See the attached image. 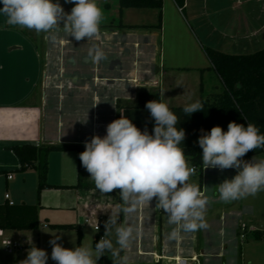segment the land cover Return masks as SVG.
<instances>
[{
	"label": "crops",
	"instance_id": "crops-1",
	"mask_svg": "<svg viewBox=\"0 0 264 264\" xmlns=\"http://www.w3.org/2000/svg\"><path fill=\"white\" fill-rule=\"evenodd\" d=\"M168 1L177 6L174 0H164V8ZM59 3L66 13H70L75 6L65 3V0H59ZM97 3L103 9L104 19L94 38L87 41L67 40L64 37L69 34L62 28L47 32L48 37L55 39L51 40L54 45L49 48L51 52L47 53V59L57 62L48 79L49 85L57 83L59 92L55 122L57 144L76 145L82 152L86 140L106 135L110 120L100 122V111L109 108L115 118L119 111L118 103L121 107L135 106L141 87L152 89L158 86L155 81L151 83L150 74L160 77L159 91L163 101L171 103L169 108H177L201 102L205 93L204 76L208 73L173 64L163 66V54L157 58L150 36L151 27L155 24H145V19L151 17L150 11L156 9L121 11L120 0H97ZM178 11L181 13L182 9L178 8ZM184 12L203 37L213 35L218 39V46L212 48L214 50L228 55H251L247 53L264 50V0H186ZM152 14L155 20V13ZM45 35V32L9 25L5 18L0 17V205H9L7 194L14 206L38 204V172L35 169L20 171V160L11 148L56 145L48 138L46 96L44 89L40 91L46 71ZM56 37L61 38L58 40ZM95 49L101 50L105 56L98 63L93 62ZM63 71H70L67 78L62 75ZM180 73L195 75L193 84L199 86L198 93L190 86V81L179 77ZM88 92L91 93V114L87 113L89 110L83 104L84 95ZM66 99L73 102L70 109L64 107ZM67 116L70 117L67 121H71V117L77 119L75 126L78 133L64 138ZM86 118H91L90 124H87L91 130L89 133H86L87 125L82 123ZM197 174L198 178L195 177ZM235 174V169L221 171L208 168L200 172L196 170L189 178V182L197 185L208 200L209 206L204 212L206 225L213 221L224 223L226 216L230 215L234 224L239 218V226L245 224L254 229L247 228L242 238V230L230 236L226 228H220L219 246L214 248L210 244L211 248H208L205 239L210 237V233H206L207 238L205 236L201 240V229L188 233L179 231L176 225L168 223L167 214L155 206V199L150 204L139 206L134 213L124 215L118 207L122 205L116 197L118 189L107 194L98 191L90 180V174L84 172L77 151L52 152L48 157L50 187L44 189L40 197V229L18 232V235L27 234L23 239L40 249H43L42 234L45 232H76L78 235L76 229L53 230L51 225L78 226L83 235L82 241L90 235L93 238L95 235L96 239L100 232L104 235V224L110 215L118 214L120 222L134 229L130 247L119 253L128 257L127 264H166L177 260L182 263V257H197L201 264H209L210 261L211 264H264V191L233 201L232 205L219 204L216 186L223 182L224 175L231 179ZM97 224L101 226V231L95 230ZM174 229L179 231V235L170 238ZM35 232H39V236H31ZM249 233L255 241H251ZM231 241L238 243L235 249L239 252L234 256L225 249ZM252 247L255 252L250 251ZM47 264L55 262L48 260ZM97 264H119L118 257L114 259L112 254L105 253L102 263L98 260Z\"/></svg>",
	"mask_w": 264,
	"mask_h": 264
},
{
	"label": "clouds",
	"instance_id": "clouds-1",
	"mask_svg": "<svg viewBox=\"0 0 264 264\" xmlns=\"http://www.w3.org/2000/svg\"><path fill=\"white\" fill-rule=\"evenodd\" d=\"M65 3L75 5L70 13L64 11L59 0H0V17L9 25L36 32L62 28L75 41L94 38L104 19L97 0ZM103 59L104 53L95 49L93 62ZM145 107L154 120L151 133L121 115L106 126V135L84 142L85 150L79 154L81 165L101 193L120 190L122 205L118 207L124 215L155 199V206L167 214L168 223L176 225L179 231L203 229L207 226L204 212L208 200L197 185L189 182L196 168L189 165L182 147L186 133L177 127L179 117L163 99L150 101ZM203 110V104L196 101L185 106L183 113L191 116ZM197 144L202 149L203 169L236 170L231 179L216 186L221 201L232 202L264 191V158L242 159L249 151L264 148V133L256 124L247 122L245 126L233 121L227 131L221 126L210 131L201 129ZM104 229V235L91 247L74 245L69 249L57 243L58 237L50 240L51 260L55 264H97L105 253H110L118 257L119 264H127L128 257L119 253L130 247L134 229L120 222L118 214L110 215ZM177 229L170 233V238L179 235ZM48 260L45 250L32 245L19 264H47Z\"/></svg>",
	"mask_w": 264,
	"mask_h": 264
},
{
	"label": "trees",
	"instance_id": "trees-1",
	"mask_svg": "<svg viewBox=\"0 0 264 264\" xmlns=\"http://www.w3.org/2000/svg\"><path fill=\"white\" fill-rule=\"evenodd\" d=\"M176 5L184 12L186 0H174ZM164 0H120V9H156L159 10L158 29L163 26ZM212 69L220 77L222 92L211 94L207 99L201 98L204 110L191 116L183 113L184 107H171L179 117L178 128L185 130L186 136L182 144L189 162L202 171V149L197 140L201 135V129L210 131L214 126H221L227 131L230 122L247 126V122L256 124L261 133H264V50L252 55H228L212 48H204ZM160 91L151 92L141 90L138 94V103L135 106L121 107L118 103L117 119L124 115L130 119L142 131L147 129L152 132L154 120L151 118L146 104L153 100H161ZM11 150L16 154L21 163L20 171L25 172L35 169L39 175L38 204L9 206L0 205V230L5 231H34L40 229L39 210L40 197L48 185V157L52 152L82 150L76 145L43 144L41 146L23 145L14 146ZM264 154V148L249 151L242 159L245 161L254 156ZM81 186V174L80 184ZM118 189V200H120ZM53 230H78V243L82 245L83 235L78 226L51 225ZM101 231V230H100ZM103 236L100 232L94 240V245ZM103 257L99 259L102 263Z\"/></svg>",
	"mask_w": 264,
	"mask_h": 264
},
{
	"label": "rangeland",
	"instance_id": "rangeland-1",
	"mask_svg": "<svg viewBox=\"0 0 264 264\" xmlns=\"http://www.w3.org/2000/svg\"><path fill=\"white\" fill-rule=\"evenodd\" d=\"M179 8V7H178ZM177 6H175V4L170 1L167 2L165 8H163V26L162 29H158L157 25L159 23L158 21V16H159V10L153 11L151 10V17L148 19H145V24H155V26L151 27V41L154 42V50L156 53L157 58L159 59L161 53L163 54V66H169L171 64L173 65H178L182 68L186 67V68H198L201 71H207L208 73H206V75L204 76V82L203 85L205 87V93H204V99H207L211 94H216L219 92H222V83L221 81L218 79L217 74L215 73V71L212 69L211 63L208 59V57L205 54L204 48H215L218 42V39H216L213 35H209L208 37H203V35L201 33H199L197 31V29L195 28V26L193 25L192 21L188 20L189 17L187 16L186 12H182L181 13L178 11ZM152 13H155L156 17L155 20L152 19ZM63 26V25H62ZM45 41L47 43H45L44 48L46 49V61H45V78H44V83H42L41 87H40V91L42 92V89H44V94L46 96V114L48 116V126H47V131H48V138L49 140H51L52 142H55L57 144V127L55 126V122L57 120L56 115L58 114V97H59V92L57 90V83H54L52 85L48 84V79H49V75L51 74V72H53L56 69V64L57 62L53 59L54 55L51 57L53 60H48L47 59V53L51 52L49 51V48H52L54 45L51 40H55L53 37H48L47 36V32H45ZM42 38V37H41ZM58 38V40L61 37H56ZM64 38H66L67 40L72 39L70 36H65ZM44 49V50H45ZM58 49V48H56ZM258 52V51H256ZM256 52H250L247 54H255ZM229 54H235V53H229ZM244 54V53H243ZM67 66H69V64H67ZM69 68H67L68 70ZM149 70V69H147ZM64 73L62 74L65 78H67V76H69L70 71H63ZM87 73V72H85ZM179 77L181 78H185L186 80L190 81V86L194 87V91L195 93H198L199 90V86L196 84H193V77L195 76L193 73H187V74H178ZM150 76L152 77L151 80L153 83V81L157 82L156 87H151L152 89H143L141 87V90H147V91H151V92H156L159 91L160 86L159 84H161L160 81V77L157 76H153L152 74H150ZM170 77V76H169ZM169 80V78H168ZM154 84V83H153ZM152 86V85H151ZM44 87V88H43ZM48 87V88H47ZM140 90V91H141ZM102 94V93H101ZM86 97V99L84 100L83 104L87 107L86 110L87 113L91 114L92 111H90L92 103H91V93L88 92L84 95ZM201 97V98H202ZM72 101H70L69 99H66L64 102V107L66 109H70L71 105H72ZM165 103H167L168 105L171 104L169 103L168 100L165 101ZM193 103V102H191ZM108 105V104H107ZM189 105V104H188ZM109 108H107V111H100V122H106V119L110 120V123L113 122L114 120H116L117 118L112 117L111 116V111H108ZM70 112V111H66ZM86 112V111H85ZM107 116H104V114ZM70 117L67 116L66 117V121H65V128L63 130V137L64 138H68L71 134L77 132L78 130H76V126L75 123H77V119L72 118L71 117V121H67L69 120ZM90 119L91 118H86L82 121V123L84 124H90ZM112 120V121H111ZM90 127H88L87 125V132L89 133L91 130L89 129ZM257 158H264V154H261L259 156H257ZM251 159L247 160L250 161ZM190 165V164H189ZM191 166V165H190ZM84 169V168H83ZM211 171V174L213 173V170H209ZM84 172L88 173L85 169ZM198 172H200L199 168H198ZM224 175V178L227 179V176ZM196 178H198V174L195 176ZM92 181V180H91ZM90 180H88L87 182H91ZM212 180L210 182V184H212ZM212 187V185H210V188ZM211 194H212V190H210ZM118 193V192H117ZM116 197L118 199V194H116ZM252 198V197H251ZM235 202V201H234ZM234 202H223V201H219L220 205H232L234 204ZM209 206L208 204L206 205V207ZM215 218H212V220ZM237 219V224H234V220L232 219V216L227 215L225 218V222L224 223H218L217 221H213L212 224L207 225L205 228L201 229L203 230L200 231L201 232V240H203L202 238H204L207 235L206 233H210V237L208 239H205V246L208 248L210 247V244L214 245V248L216 246H219L220 244V236L218 234V231L220 230V228H226L227 230V234L232 236V234H237L240 230H241V226H239V222ZM224 224V225H223ZM247 224V222H246ZM250 228V227H249ZM39 232H35V233H31V236H39L37 235ZM95 234V232H93ZM27 234H22L21 236L18 235V231H8L7 232V236L9 238H13L18 240L23 246L24 248L17 253L16 255H1V264H19V261L23 260L26 258L27 256V251L30 248V246L35 245L34 243H30L27 239H23L24 236H26ZM250 237L252 238L253 235H251V233H249ZM229 236V237H230ZM57 239V243L61 244L63 247L65 248H73L74 245H77V241H78V235L76 232H64V233H57V232H45L44 234H42V240H43V249L48 253L49 255V260H51L50 256H51V251H52V247L49 243L50 240L53 239ZM115 236H113V240H114ZM94 240H95V235L94 238L92 237V235L89 236V238H87V240L82 241L83 246H94ZM251 241H255V238H252ZM201 244V243H200ZM238 243H236L235 241H231L227 244V247L225 248L226 251H228V254H230L231 256H234L236 253L239 252V250L236 248L235 246H237ZM211 250V249H209ZM251 252L254 251V248L252 247V249L250 250ZM255 252V251H254ZM113 258H117V256H113ZM52 261V260H51ZM212 261H210L209 264H211Z\"/></svg>",
	"mask_w": 264,
	"mask_h": 264
},
{
	"label": "built area",
	"instance_id": "built-area-1",
	"mask_svg": "<svg viewBox=\"0 0 264 264\" xmlns=\"http://www.w3.org/2000/svg\"><path fill=\"white\" fill-rule=\"evenodd\" d=\"M196 168V167H195ZM197 170V168H196ZM196 172V171H195ZM9 178H12V176H9ZM6 199L9 200V205L10 206H14L15 203L13 201L10 200V196L7 194L6 195ZM96 231H100L101 230V226L99 224L94 226ZM248 229H250L251 231H253L254 229H251L249 227H247V225L243 224L241 227L242 230V234L241 237L244 238L245 237V231ZM24 248V246L16 239L13 238H9L7 236V231L5 230H0V258L1 255L3 256H7V255H16L17 253H19L22 249ZM169 259H174L175 257H168ZM184 261H182V263H180L179 260L177 261H172L171 263H166V264H201V262L198 260L197 257L196 260L194 258H184L182 257ZM1 264V262H0Z\"/></svg>",
	"mask_w": 264,
	"mask_h": 264
},
{
	"label": "water",
	"instance_id": "water-1",
	"mask_svg": "<svg viewBox=\"0 0 264 264\" xmlns=\"http://www.w3.org/2000/svg\"><path fill=\"white\" fill-rule=\"evenodd\" d=\"M97 44H98V43H97ZM60 78H62V77H60ZM112 82H114V81H112ZM65 90H67V88H66Z\"/></svg>",
	"mask_w": 264,
	"mask_h": 264
}]
</instances>
